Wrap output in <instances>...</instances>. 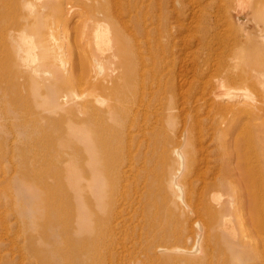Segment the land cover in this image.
I'll list each match as a JSON object with an SVG mask.
<instances>
[{
  "label": "bare ground",
  "instance_id": "obj_1",
  "mask_svg": "<svg viewBox=\"0 0 264 264\" xmlns=\"http://www.w3.org/2000/svg\"><path fill=\"white\" fill-rule=\"evenodd\" d=\"M15 1L16 6H22L28 14L36 12L38 17L36 20L31 17V20L28 16L24 23L25 28L30 26V28L32 27L35 30L36 40L33 39L35 35L27 34L24 27V29L17 28L18 30L16 29L17 31L15 32L12 30L10 41L6 39L7 36L5 34H0V46L2 48L3 44L5 46L4 49H6V56L1 57L2 51L0 48V93L4 94L0 98L5 100V103L7 100L6 105L8 101L12 103L14 101V93L17 91L16 81L17 77L20 76L19 74H27V77L29 75L33 78V81L38 79L36 80L38 84L34 82V86L36 88L39 85L36 89H40L42 88L40 85L46 84V82H43L45 80L39 84V74L41 75L42 72L46 73L49 72L48 69L51 68V71L53 69L52 75L54 73L55 76L57 75L54 78L52 77L55 79L57 77H65L70 71H73L75 66L69 65L73 68L72 70L69 68V71L68 65L65 66L64 64L62 51L64 48L59 43V38L56 37L57 34H54L53 28L55 26L53 24L52 32L49 20L53 23L55 21L54 18H56L61 22L64 18L62 22L66 21L65 26H67L68 20L71 18L74 20L75 16L82 17L86 12L89 14L88 12L90 11L94 12V17L93 14V18L87 16L93 19L94 28L92 29L91 27L90 29L88 27L82 37L83 41L87 43V49L86 47L85 49L87 53L89 52V60H87L95 64V66L93 65L94 68L92 66V71H94L92 74L93 87L97 94L98 92L99 94H104L106 98L98 99L96 96L97 99L94 101L97 103L93 104V101L91 102L92 98L88 97V95L86 96L91 98L90 100L83 96H80V100H75V97L68 98L67 94L69 93L67 91L62 90L66 93L61 92L64 95H56L59 92L56 93V89L53 91L52 88L48 90L50 100H46L47 106L41 107L42 111L45 109L50 110L48 111L50 113H55L59 110L61 115L56 118L53 114L51 115L52 117L47 114V118H45L43 115L46 114H43L42 118L46 119L48 123L44 120L47 125L44 124V128L41 129L44 130L45 135L47 134L45 131L50 129L49 135H52L55 141H60L63 149L68 148L69 141L72 138L81 146L78 149V168L73 170L74 172L71 175L68 174L64 178L52 177V181H49L46 169L35 171L37 168V166L35 168V163L38 164L39 160L43 159V154L40 155V153L36 152L37 150H33V153H29L28 156L25 154L18 155L17 152L20 154L27 151V149L25 151L18 150L19 148L16 149L17 145L15 147L13 143L17 144V141L11 142V145L10 141L15 140L14 138L9 142L5 140V145L0 143V264H9L12 261L8 263L5 258L13 257L18 259L19 264H29L28 262L32 261L31 259L35 260L37 264H102L103 259L108 258L110 260L112 257L114 245L112 237L114 238L121 231L122 233L123 231L125 233L129 232L134 238L138 239L136 242L134 241L135 246L131 245L130 247H138L137 255L134 254L136 260H133L140 264H264V182L263 175H261L264 172V155L263 152L254 154L257 148L254 153L249 152V150L254 149L252 147L253 138L260 139L264 135V0H233L236 2V7L231 13L234 15L232 16L236 22L234 20L229 21L230 24L235 22L237 26H240L242 36H244L242 38L243 40L245 38L246 43L252 44L249 46V50L254 53L256 58V61L245 63L237 71L243 77L242 79L245 78L244 81L247 80L252 87L257 85L255 86L256 91L258 88L262 89L263 94L261 95L257 91L255 92L256 95L251 96V94L246 92L247 90L240 88L239 83L237 84L232 79L233 75L230 78L232 82H228L229 84L220 79L221 77L217 78V81L215 80L216 85L211 81L216 88L210 86L211 88L204 90L200 96L193 99V103L195 102L196 105L197 101H200V104L204 107L210 108L212 112H216L219 115L218 120L215 121L214 119V121L221 125L220 132H225V136L222 135L225 139L222 138L225 141L223 142L225 143V148L222 149L224 152H222L223 156L220 160V166L223 170H221V180H219L220 182L217 181L219 183L215 184L214 187L210 186L212 190H207L210 191V198L208 197L209 199L200 205L194 204L195 200H193L194 202L189 200L191 197L189 191L191 189L188 186L189 190L183 197L184 193L181 192L183 187L181 188L180 183L177 181L179 173L174 172L175 169L168 172V167L166 168L168 170L167 174L163 175V178L159 177V77L155 76L153 70L146 68L147 65H145L142 54L137 51L141 43V40H137V38L146 39L147 42L148 31L150 30L148 24L155 17L153 12L152 14L150 13L154 11L153 3H151L153 0H116L118 4L114 3L115 1L113 0H76L79 7H73V3L69 4L68 0H34L39 1L37 5L30 0H14V4ZM223 1L227 6L230 0ZM72 2L75 1L73 0ZM197 4L199 5V3ZM247 10L258 15V20L256 21L261 26L256 30L257 37L255 38H257L256 41L260 45H254L251 40V34L243 28V24L246 22ZM49 15L52 17H48ZM125 17L132 27V31L128 30L130 28L127 29V34L124 33L121 27L122 25L124 26L123 18ZM54 24L56 25L57 23ZM221 37L223 39V34ZM209 38L211 39V37ZM217 39V42L220 40V43H225L222 39ZM68 41L66 44H70ZM37 42L42 49V53H40L42 54L41 59L38 57L40 59L39 62L35 54L37 52L34 50ZM73 43L74 45H72L75 46V41ZM81 43L79 42L80 45L83 44ZM232 43L234 44L235 42ZM232 43L230 42L228 45L231 47ZM146 44L148 45V43ZM184 44L186 43L184 42ZM126 45L127 49H129L127 52L132 59L128 62L124 59L126 58L124 57ZM48 46H51V51L48 50ZM236 46L231 49L228 47L230 49L229 55L235 52ZM65 51L64 54H67ZM201 51L199 52L201 53ZM71 52L73 51L71 50ZM76 54L78 53L76 52ZM206 55L202 58L201 64L198 63L196 65L197 63H194L196 65L195 72L199 76L200 74L210 73L213 70L214 73L218 70L225 71L226 75L230 74L227 77L231 76L232 73L235 74L236 70L232 68L234 67L233 65L224 64L225 62L223 61L220 62L225 65L222 68L219 60H217L219 58L215 57L212 59L211 57L210 59V56ZM222 55L225 56L224 54ZM120 57L122 63L126 64L125 67L128 66L127 71H124L126 73L129 72L131 77L132 75L135 77L129 86L125 84V86L129 87L128 91H130V94H125L120 89V93H117L116 97H114L113 94L117 92L112 90L115 82L109 79L112 76L108 71L102 73L101 61L105 59L115 61V59ZM36 59L37 61H35ZM91 59L92 61H90ZM235 59V57L232 58V60ZM213 60L215 63H212ZM3 65L5 66L4 74L6 77L3 74ZM153 65L155 66L154 63ZM134 69L136 72L139 71V75L134 74L133 72L135 71H131ZM185 69L187 70V67ZM148 71H151V74L149 73L150 76L147 75ZM71 73L73 72H70V75H74ZM126 75L125 77L128 78V74ZM220 75L222 74L220 73ZM66 78L67 76L64 79L66 80ZM116 79L118 80V82L116 80V83L119 84V78ZM56 80L60 82L58 78ZM47 81L49 82V80ZM130 81L127 83H130ZM236 81L239 80L237 79ZM56 82L53 84H56ZM66 84L63 82L65 87ZM154 84H156V87L154 86L155 90H152L151 86ZM47 85L44 86L47 88ZM45 87H43L44 92L48 89ZM94 93L90 94L95 95L96 93ZM7 94L10 95L8 99L6 96L9 95ZM176 97V95L175 97L172 96L169 104L167 105L166 103L168 111L178 107ZM175 103L177 104L176 106ZM68 104L70 107L76 105L79 108H74L73 112L70 109L73 115L76 110L79 111L81 108L82 114H80V117L75 115L77 120L73 118V115V117L67 115L69 111L67 114L65 113L66 107H69L65 105ZM172 105L175 107L173 108ZM53 107H57L54 112L52 111ZM2 110L5 116H1L3 113L0 114V137L8 135L9 132L4 134L5 130L9 131L14 126H19V121L16 122L17 117L14 118L15 116L12 115L14 111L11 113V110L8 109L10 110V115L9 112L6 113V109ZM172 111L170 112L172 113ZM16 116L19 115L16 114ZM45 125L48 126V129H45ZM217 128L219 127L217 126ZM36 131L39 132L40 130ZM12 132H14V129ZM33 132L35 131L33 130ZM58 132L62 133L63 139L58 136ZM11 136L15 137L13 134ZM29 136L32 138V143H38L43 139L40 137L42 135H37V132L33 136ZM38 138L41 139L38 140ZM49 139L52 140V137H49ZM46 140L48 141L47 138ZM243 140L244 142L242 143ZM258 148L260 150L261 146ZM15 149L17 152H15ZM36 149L38 148L36 147ZM43 150L45 151V149ZM47 151L50 152V150ZM47 151L46 153L49 155L50 153ZM247 151L248 153H246ZM25 153H28V151ZM170 153L171 151H169ZM180 157L179 159L182 158ZM49 158L52 159L51 156ZM170 159L173 162L172 160L174 159ZM170 159L168 160L169 163H171ZM182 160L181 162H183ZM175 162L177 163V159ZM82 166H85V168L81 169ZM180 168L182 169V167ZM176 170L179 171L178 168ZM181 174L183 173L181 172ZM82 182H85V185ZM86 182L89 183L86 184ZM180 193L182 196L179 195ZM176 197L179 198V201L175 200ZM193 210L197 213L201 210L203 215H207L210 225L208 228L203 227L200 220L202 226L199 222L197 223V226H201V228L197 227L199 230L196 234L193 232L195 241L191 246L190 244L188 246L187 243L192 238L189 235L191 227L189 228L188 222L190 221L189 215ZM199 215L198 213L196 216L199 218ZM200 218H202L201 215ZM192 229L194 230L195 227ZM210 231L211 233H217V237L219 236L216 239L221 242L219 251L212 249L210 243L212 234L210 237ZM121 235L124 236L123 234ZM118 241L121 242L120 240ZM120 244L122 245V242ZM4 249H6L5 253Z\"/></svg>",
  "mask_w": 264,
  "mask_h": 264
},
{
  "label": "rangeland",
  "instance_id": "obj_2",
  "mask_svg": "<svg viewBox=\"0 0 264 264\" xmlns=\"http://www.w3.org/2000/svg\"><path fill=\"white\" fill-rule=\"evenodd\" d=\"M30 1L34 2L36 5L39 3V1L38 2L34 1V0H30ZM68 1L70 2L69 4L73 3L72 4L73 7L74 6L79 7L78 2L76 0H74L75 2H72L73 0H68ZM113 1H115L114 3H117L118 0L117 1L113 0ZM198 1H200V2H198ZM151 3H153V10L154 11H151L150 13L152 14V12H153V15H155V17H154V20L148 24V27L150 28V30L148 31L147 42H146V39L144 40L141 38H137V40L138 39L141 40L140 48L138 47L137 51L140 54H142V56L144 58L145 65H147L146 68L153 70V72L155 73V76L159 77V87H158L159 88V120H160L159 121L160 122L159 123V150H160L159 151V174H160V176L159 177L163 178V175H166L167 174L166 172L168 170H169L168 172H170V170L174 171V169H175L174 172H177V174L179 173L177 181H178V183H180L179 184L180 187L181 188L183 187L182 191H181L182 193H184L183 197H185L188 190L191 189L189 191V194L191 195L189 200L190 201L195 200V202L193 201L194 204L200 205L203 202H205V200L210 198L209 192L212 190V188L210 189V186L214 187L215 184L217 185L220 182L219 180H221L223 170L221 169V166H220L221 165L220 160H221V157L223 156L222 152H224V150H222V149L225 148V143H223V142H225L224 141L225 140L224 139L225 132L221 133L219 130V129H221V125H219L218 122L215 123V121L218 120L219 115L216 114V112H212L210 108L204 107L202 104H200L201 103L200 101H197L198 103L196 102L197 103V105H196L195 102L193 103V101H194L193 99H196L198 96H200L201 92H203L204 90H208L212 86H213V88L214 87L216 88V86H214V85H216V81L218 80L217 78H219V77H221L220 79L224 80L226 82V84H229L228 82H232V79H233L237 84L239 83L238 85L240 88L247 90L246 92L248 94H251V96L256 95L255 92H257V91H259V93L262 95L264 93L262 89L258 88V90L256 91L255 86H257V85H253V87H252V85L249 84V82L247 80L244 81L245 78L242 79L243 77H241L237 71V70H239L240 66L244 65L245 63L256 61V58H255L254 53L251 50H249V46H251L252 44L246 43L245 38L243 40L242 37H244V36H242L241 28L239 25L237 26V24L235 23L236 21L234 20V17H233L234 15L232 14L233 13L232 11L236 7V2H234L233 0H230L229 3H227V6L223 0H153ZM197 3H199V5ZM221 4H223V5H221ZM65 5H63V6H65ZM158 6H159V10H158ZM21 8H22V6H20V7L18 5L16 6V1L14 4V0H0V34L1 35L5 34L7 36L6 39L8 41H10V39H11L10 33L17 31L18 29H24L25 28L24 23L27 20L26 17L29 16L28 17L29 19L32 17L35 20L38 17V15H36V12H34L33 14L30 13L32 15L31 16L30 14L27 13L26 9H24V8L21 9ZM219 8H220V10L218 11ZM157 10H158V13H157ZM88 13L89 14H87V12H86L84 14V16L82 15V17L75 16L76 19L74 18V20H73V18H71L70 20H68L69 25L67 24V26H65L66 21L64 23L62 22L64 20V18H63V20L61 19L62 20L61 22H60V20H57L56 18H54L55 21L53 23H51V20H49L51 30H52V24H53V26H55V28H53L54 34L55 35L57 34L56 37L59 38L58 39L59 43H61V46L65 50H67V51H65L64 49L62 50L63 55H64L63 61H64L65 66L68 65V69L70 68L71 70L73 68L70 66H72V65L75 66L73 71H70V69H69L70 72H73L71 74H74V75H70V72H69V74L66 75L67 76L66 80L64 79L66 76L62 77V78L57 77L60 80V82L62 83L61 84L60 82H58V80H56L57 78L53 79L55 76V73L52 75V73L54 72L53 69H52V71H51V68L48 69L49 72H46L47 75L45 72H42L41 73L42 76L39 74V84L42 83L41 81L45 80V81H43L44 83L46 82V84H44V85H47L50 82V80L53 79V81L48 84L49 87L47 85L48 89L43 84L40 85V86H42V88L45 87L47 89L44 92V88L43 89L40 88V89H42V90H40L39 88L36 89L37 87H39V85H37L36 88L34 86L35 85L34 82H36V84H38L36 81L38 79L33 81V78H31L29 75L27 77V74L24 75L21 73V74H19L20 76L18 75L19 77H17V81H16L17 91L14 93L15 97L13 96L14 97L13 103L8 101V104L6 105L7 100L5 103V100L0 98V108H1L0 114L3 113L2 109H6L7 110L6 113H8L10 110H11L10 111L11 113L14 111V113H12V115L15 116V117L13 116L14 118L17 117L16 122L19 121L18 127L16 125V126H14L15 128L14 127L12 128V130L9 129V131H7V130L4 131L5 132L4 134H6L7 132H9L10 134L9 133H8V135L6 134L7 138L4 134H2L4 136L0 137V139H1L0 143L5 145L6 141L9 142L12 138H14L15 140H11L10 143L11 142L13 143V141L14 142L17 141L16 142L17 144L13 143L15 145V147L17 145L16 149L19 148L18 150H22V151H25V149H27V151H28V153H25V152H27V151H25V152H21L19 154V152H17V150L15 149V152H17L18 155L25 154L26 156H28L29 153L30 154L33 153V150H37L36 152L40 153V155L43 154V159L39 160L40 162H38V164L35 163V168L37 166L35 171H40V169H42V170L46 169L45 171L48 172V176H49L48 180L49 181H52V177H57V178L61 179V178L66 177L68 174L71 175L72 172H74L73 170L78 168V166H77L78 156H79V150L78 149L81 148V146H79L78 142H76V140L74 138H72L69 141L68 148L63 149L62 144H60V141H55L54 140L55 138L52 135H49L48 132H51V131H50V129H48V126H46L47 124L44 122V120L46 121V119H44L42 117L45 116V118H47V114L50 116L53 114V116H55L56 118H59L61 113L59 110L58 111L55 110V108L57 109V107H55V108L53 107V109L51 108L53 112L56 111L55 113H52V112L50 113V112H48L50 110H45V109L42 111L41 107H45V105L47 106L46 103H47V101L50 100V96H49L50 93L48 95V90H51V88H52V91L56 89L57 90V91L55 90L56 93L59 91L58 92L59 94L57 93L56 95H64V94H66L65 92L67 91V93H69V94H67V96H69L68 98L75 97V100H80V98H81L80 96L86 97L87 100H90L92 98L91 102L93 101L92 102L93 104L97 103L96 101H94L97 98L98 99H101V98L105 99L106 98V96L104 94H101V93L99 94V92L97 94L95 91V88L93 87V84H92L93 83V81H92L93 75L92 74L94 73V71H92V66L93 65L95 66V64H92V62L90 63L88 61L89 60V57H88L89 52L87 53V50H86L87 49V43H85L83 41L84 39L82 37V35L85 34L84 31L87 30L88 27H90V29H91V27H92V29L94 28L93 19H92L94 17V12L92 13L90 11ZM92 14H93V17H92ZM35 15H36V17H35ZM87 15L92 17V18H89ZM220 15H222L223 17ZM48 17H52V16L49 15ZM87 17H88V19H87ZM32 18H31V20H32ZM78 20H79V22H78ZM123 20H124L123 23H124L125 28L123 25L121 27L124 30V33L127 34L128 30L132 31V27H131L130 23L127 21L126 17L123 18ZM231 20L235 21L233 23L234 25L230 24L229 21H231ZM256 20H258V15L254 12H250V10L249 11L247 10L246 22L243 24V28L245 29L246 32L251 34L252 43L254 45H260L256 41L257 38H255V37H257L256 30H258L260 28L261 24L258 23ZM57 21H59V22H57ZM54 23H57V24L55 25ZM32 26L34 27V25H32ZM227 26L230 28H228ZM73 27H76V28H73ZM221 27H222V29H221ZM128 28H130V29H128ZM25 29L27 31V34L33 35L35 33V30L32 27L30 28V26H28V28L26 27ZM158 29H159V31L157 32ZM12 30H13V32H12ZM53 30H52V32H53ZM219 31H220V33H219ZM226 31L229 35L226 33ZM232 31H234V32H232ZM62 32H63V34H62ZM208 32H209V35H208ZM221 33L223 34V39L221 37V35H222ZM156 34H158V35H156ZM205 34H206V36H205ZM219 34H221V35H219ZM230 34L231 35L233 34V35L231 36ZM131 35H133V33H131ZM154 35H156V36H154ZM207 36L211 37V39ZM218 36L221 38H219ZM154 37L156 38V40ZM217 37H218V39H222V41H225V43L224 42L220 43V40H219V42H217L216 41ZM228 37H229V39H228ZM35 38H36V35L33 36L34 40H36ZM187 38H189V39H187ZM202 38H203L204 42H203ZM207 38H209V39H207ZM240 40L241 41L243 40V41L241 42ZM61 41H63V42H61ZM67 41H68V43L70 42V44H66ZM74 41H75V46H73ZM79 42H82L83 44L81 43L82 45H80ZM184 42L186 44H184ZM230 42L231 43L235 42V43L234 44L232 43L233 45L231 44V47H230V45H228ZM146 43H148V45ZM160 43H161V45H160ZM35 45H36V48L34 50L38 53V54L37 53H35V54H36V58L38 59V62H39L41 57H42V54H40V53H42V51H41L42 49L40 46H38V42ZM65 45H67L66 48H65ZM68 45H69V47H68ZM79 45H80V47H79ZM71 46H73V47H71ZM234 46H236L235 52H233L232 55H229L230 49ZM4 47L5 46L3 44H2V48L0 46L1 51L3 53V54L1 53V57L6 54L5 53L6 49H4ZM85 47H86V49H85ZM228 47H230V49ZM70 49L73 52H71ZM201 49H203L205 51H203V50L201 51ZM227 49H228V51H227ZM38 50L41 52H39ZM48 50L51 51V46H48ZM147 50L149 51V54H148ZM64 51L67 54H64ZM75 51L78 54H76ZM125 51L127 54L124 52V54H125L124 57H126L127 59L126 58H124V59L127 60V62H128L132 59L130 57L131 55H129L127 52V51H129V49H127V45H126ZM199 51H201V53ZM159 53H161V54H159ZM221 53L224 54L225 56H223ZM205 55L208 57L210 56V59H211V57H212V59H214L215 57L219 58V59H217V60H219V63L224 61L225 62L224 64L233 65L234 67H232V68L234 70H236L235 74L237 75V77L233 73L231 76L227 77V75H230V74L226 75V72L225 71L222 72L221 70H218L217 72L215 71V73L213 70L210 73H205L203 75L200 74V76H199L195 72V67H196V65H198V63H200V64L202 63L201 60ZM79 56H80V58H79ZM233 57H235L236 59L232 60ZM37 59L35 61H37ZM67 60H69V61H67ZM74 61H75V63H74ZM90 61H92V59ZM112 61H114V60H112V59L102 60L101 61V67H102L101 71H102V73L108 71L112 76L109 79H111L115 82L114 87H113L114 89L112 88V90L117 91V92L115 94H113V96L116 97V94L120 93V91L125 93V94H130L129 93L130 91H128L129 87H127V85L125 86V84H128V86H129V84H131V82H133V79L135 76L132 75V77H133L132 78L131 75L129 74V72L126 73L124 71V70L127 71L128 66L125 67L126 64L122 63L121 57L115 59V61H117V62H115V61L114 62L117 64H115ZM69 62H71L72 64ZM120 63H121V65H120ZM153 63L155 64V66L153 65ZM159 63H160V67H159ZM194 63L195 64L197 63V64L195 65ZM212 63H215V61L213 60ZM224 64L223 65L221 64V67L225 66ZM81 66H82V68H81ZM87 66H88V68H87ZM94 66H93V68H94ZM186 67H187V70L185 69ZM214 67L216 68V66H214ZM4 68H5V66L3 65V67H2L3 74L5 73ZM222 68H224V67H222ZM45 69H47V68H45ZM87 69H89L90 72ZM183 69H185V70H183ZM131 71L132 72L135 71V72H133L134 74L139 73V71L136 72L135 69L131 70ZM212 72H213V74H212ZM218 72H219V74H218ZM133 73H131V74H133ZM149 73L151 74V71L147 72V75L150 76ZM220 73L222 75H220ZM117 74L120 76H118ZM123 74H125V75L123 76ZM126 74H128V78L131 77L132 79L126 78L125 77V76H127ZM138 75H137V77H138ZM145 75H146V72H145ZM233 75L235 78L233 77ZM223 76H224V78H223ZM4 77H6L5 74H4ZM29 77H30V79H29ZM50 78H52V79H50ZM116 78H119V81H120L119 84L116 83V80H117ZM230 78H232V79H230ZM236 78L239 81H236L237 80ZM31 80L34 84L32 82H30ZM47 80H49V82ZM68 80H70V81H68ZM128 81H130V83H127ZM211 81L214 82L215 84L212 85L213 83ZM55 82H56V84H53ZM63 82H64V84L67 83L66 87H65V85H63ZM117 82H118V80H117ZM209 82H211V83L209 84ZM248 84H249V86H248ZM53 86L54 87L57 86V87L54 88ZM59 86H60V88H59ZM63 86L65 87V90H64ZM154 86L156 87V84L151 86L152 90H155ZM61 87H63V88H61ZM126 87H127V89L125 90ZM34 89H36L37 92ZM60 89H61V91H60ZM92 89H94V90H92ZM62 90L65 92H63ZM91 91L92 92L94 91L96 94L93 92L95 95H91V94H93ZM46 92H47V94H45ZM61 92L64 94H61ZM173 93L177 96L176 99H177L178 105L175 103V106L177 105L178 107H176V109H175L174 108L175 106L172 105L174 109H172L173 111L170 110V111H172V113H171L170 111H168L166 106L169 104V101H171L172 96L175 97V95ZM7 95H9V94H7ZM86 95H88V97H91V98H88ZM3 96H4V94L0 93V97H3ZM96 96H97V98H96ZM179 96H180V98L178 99ZM189 96H190V98H189ZM6 97L8 99L10 97V95L6 96ZM48 97H49V99H48ZM93 97H95V98H93ZM182 99H184V100H182ZM179 101H181V102L179 103ZM9 103H11V104H9ZM166 103H167V105H166ZM183 105H184V107H183ZM65 106L70 107L69 104L65 105ZM202 106H203V108H202ZM69 107H66L65 113L67 114V112L69 111L67 115H70V116L73 115V113L70 112V109H71V111L74 110V108L79 109L78 107H76V105L75 106L72 105L70 108ZM164 108H166V109L164 110ZM182 108H184V109H182ZM8 109H10V110H8ZM36 110H38V111L36 112ZM39 110H41L40 114H39ZM166 110L168 111V113ZM10 112H9V114L11 115ZM169 112H170V114H169ZM75 113L73 115L74 117L73 116L72 117L75 120H77L75 115L80 117V114H82L81 108L79 111L76 110ZM4 114L5 113H3V115H1V116H5ZM9 114H6V115H9ZM16 114L19 116H16ZM43 114H46V115H43ZM66 114H64V115H66ZM171 114H172V116H171ZM40 117H41V119H40ZM214 119H215V121H214ZM18 123H16V124H18ZM44 124H46L45 129H48L47 131H45L47 133L46 135L43 132L44 130L41 129V128H44L43 127ZM217 126L219 128H217ZM37 128L40 130L39 132L36 131V130H38ZM13 129H14V132H12ZM31 129H32V131H31ZM1 130H3V129H1ZM33 130L35 132H37V135H42L40 137H42L43 139L38 138V140L41 139V141H39L38 143L37 142H35V143L31 142L32 138L29 135H31V136L34 135L35 132H33ZM216 130H217V132H216ZM29 131L32 133H30ZM40 132H41V134H40ZM219 132H220V134H219ZM58 133H59L58 136H60V138L63 139L64 137H62V133L61 132H58ZM12 134L15 137L11 136ZM43 134H44V136H43ZM222 135H224V136H222ZM49 137H52V140H50L51 138L49 139ZM46 138L48 139V141L46 140ZM62 139H59V140H62ZM260 139H262V140H260ZM260 139L259 138H256V139L253 138L252 147L254 149L251 151L249 150L250 153L251 152L254 153V150L257 148V151L255 150L256 153H254V154H257V152L258 153L263 152V155H264V143H263L264 135H263V138L260 137ZM220 140H222V141H220ZM243 142H244V140L242 141V143ZM261 142L263 145L261 144ZM12 143H11V145H12ZM259 146H261L260 150L258 148ZM22 147H24V148H22ZM36 147L38 149H36ZM252 147H250V148H252ZM43 149H45V151ZM47 150H50V152ZM46 151L49 152L50 154L48 153L49 155H47ZM169 151H171L170 154H169ZM41 152H43V153H41ZM81 153H82V151H81ZM177 153L180 155H178ZM246 153H248V151ZM45 155H47V156H45ZM171 155H173V156L175 155L174 158ZM245 155H247V154H245ZM49 156H51L52 159L49 158ZM179 156H181L182 158L180 157L181 159H179ZM44 157H46V158H44ZM244 157H246V156H244ZM170 158L174 159V160H172L173 162H171ZM169 159H170L171 163H169V161H168ZM176 159H177V163L175 162ZM182 159H184V160H182ZM181 160L185 163L181 162ZM53 161H54V163H52ZM168 164H169V166H168ZM183 164H184V166H183ZM43 165H45V166H43ZM174 165L178 168L179 171L176 170L177 168ZM173 166H174V168H173ZM179 166L182 167V169ZM168 167H169V169L167 170L166 168H168ZM83 168H85V166L81 167V169H83ZM183 168L184 169L186 168V169L184 170ZM181 172L183 174H181ZM261 175H263V182H264V172ZM202 179H204V180H202ZM23 180H26V179H23ZM217 181H219V182H217ZM84 183L82 182L83 185H85ZM88 183L89 182H86V184H88ZM187 186L189 187V189ZM196 190L197 191L199 190V192H197ZM207 190H210V191H207ZM179 195L182 196L181 193ZM176 198H175V200L179 201V198L178 197H176ZM199 205H198V207H200ZM198 213L201 215L203 220H202V218H200V215H199V218L196 216V215H198ZM198 213L193 210V212L190 213L191 216L189 215V217L191 218V219L189 218L190 221L188 222L189 228L195 227V229L191 230V228H190L189 235H191L192 238L190 239V241H188V243H187L188 246H189V244L191 246L195 241V239H193V238H194L196 232L199 230L197 227L201 228V226L203 225V227L208 228V226L210 225L209 221L207 220V217H206L207 215L206 216L203 215L201 213V210ZM200 220L202 221V225L200 224L201 223ZM191 222H193L194 224ZM198 222L201 226H197ZM193 232L195 234H193ZM120 233L123 234L124 236H122ZM120 233L117 236H115L114 238L112 237V239L115 240V242L113 240L114 245L116 244V246L114 247V245H113V248H112V252H113V254L111 255L112 257L110 258V260L108 258L103 259L102 264H140L139 262L134 261V260H136L134 254H136V252L138 251V247H134V248L130 247L131 245L135 246L134 241L136 242L138 239H136V237L134 238V236L131 235L129 232L125 233L123 231V233H122V231H121ZM124 233L127 235L125 236ZM211 234H212V241L210 243H211L212 249L219 251L221 249V244H220L221 242H219L220 240H216L219 238V236L217 237V235H218L217 233L216 234H215V232L211 233V231H210V234H209L210 237H211ZM213 234H215V235H213ZM213 236H214V238H213ZM215 236H216V238H215ZM124 237H126V238H124ZM127 237H129V238H127ZM115 238L120 240L122 242V245L120 244L121 242H119ZM131 238H132V240H130ZM210 240H211V238H210ZM129 243H130V245H129ZM129 249H131L130 251H132V249H133V251H132L133 253L130 252ZM5 252H6V249H4V253ZM6 257H7V255H6ZM6 259H7L8 263L10 261L13 262V263L10 262L9 264H19V261H17L18 259L15 257L5 258V261H6ZM31 260L32 261H29V262L27 261V262L29 264H37L35 262V260H33V259H31ZM24 264H27V263H24Z\"/></svg>",
  "mask_w": 264,
  "mask_h": 264
}]
</instances>
